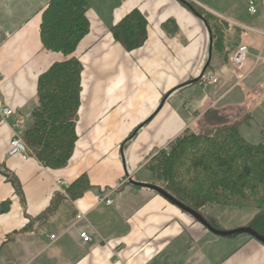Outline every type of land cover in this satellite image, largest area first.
Listing matches in <instances>:
<instances>
[{
	"label": "crops",
	"instance_id": "0c3cea01",
	"mask_svg": "<svg viewBox=\"0 0 264 264\" xmlns=\"http://www.w3.org/2000/svg\"><path fill=\"white\" fill-rule=\"evenodd\" d=\"M48 1L0 0V110H14L22 132L37 103L38 75L64 58L43 49L40 41L41 12ZM191 1L225 20L229 34L248 49L251 35L253 42L264 41V0H251L257 4L255 13L246 0L248 16L233 10L237 0ZM89 5L90 30L74 53L83 70L77 141L66 166L49 169L34 156L9 154L14 117L0 121V164L18 179L22 191L19 197L0 173V201L11 202L0 213V264H264L259 241L219 236L154 190L123 182L127 177L151 182L149 159L184 129L196 126L209 108L215 114L217 109L245 107L241 100L225 99L234 84L224 86L231 76L212 51L204 23L178 0H89ZM134 8L147 19V39L128 52L110 28ZM170 19L178 28L172 34L162 28ZM210 46L214 63L205 72L216 75L217 83L194 81L167 98L176 86L200 78ZM262 52L260 59L264 48ZM138 125L136 137L123 145ZM82 174L91 188L77 199L56 184L72 183ZM98 195L111 203L100 202ZM78 211L86 219L75 221ZM81 231L91 241L84 242Z\"/></svg>",
	"mask_w": 264,
	"mask_h": 264
},
{
	"label": "trees",
	"instance_id": "16d2710c",
	"mask_svg": "<svg viewBox=\"0 0 264 264\" xmlns=\"http://www.w3.org/2000/svg\"><path fill=\"white\" fill-rule=\"evenodd\" d=\"M178 1L204 23L212 36V51L229 64L235 48L242 45L237 39L239 37L235 39L236 36L229 34L230 25L191 0ZM89 6V0H49L41 12L39 37L42 47L61 53L64 58L52 62L38 75L37 103L30 111L31 124L22 132V138L30 155L49 169L66 166L77 141L83 66L74 53L90 30ZM162 28L169 34L178 30L172 19L163 23ZM110 33L116 42L131 52L147 39V19L134 8L111 26ZM212 57L213 53L204 72L212 68ZM194 81L200 82L199 79L186 81L165 95L168 98L171 93L189 87ZM239 125L223 124L200 131L194 126L187 127L169 142L166 149L158 150L149 159L146 167L153 176L149 183L195 211L217 230L236 227L222 225L210 212L211 208L251 207L253 215L242 227L264 236V135L259 143H251L239 133ZM140 129L141 125L135 127L123 145L129 144ZM0 173L22 197L18 179L3 164H0ZM90 188L87 175L82 174L69 183L66 190L71 199H77ZM10 204L9 199L0 201V213L6 212ZM48 212L44 211L42 217L45 218ZM219 236L255 239L247 232ZM259 242L264 245V242Z\"/></svg>",
	"mask_w": 264,
	"mask_h": 264
},
{
	"label": "rangeland",
	"instance_id": "374dc122",
	"mask_svg": "<svg viewBox=\"0 0 264 264\" xmlns=\"http://www.w3.org/2000/svg\"><path fill=\"white\" fill-rule=\"evenodd\" d=\"M256 1L253 0V2ZM244 4H246V0H237L233 10L248 16L250 13L243 9ZM250 38L249 54L246 61L241 65L243 69L240 70L241 66H235L232 63L223 64L222 67L225 68L224 74L228 73L231 76V80L224 86L228 87L234 84L227 92L225 99L232 100V102L241 100L245 107H231L225 110L217 109L215 114L214 108H209L202 117L200 116L198 124L194 126L195 130L200 131L211 126L240 123L239 133L245 139L251 143H259L262 140L264 135V58L260 59V56L263 53L264 41L260 38L258 41L253 42L254 37L252 35ZM258 56L259 59H257ZM212 63H214V58ZM253 65L254 68H252ZM215 72L218 78L222 79V72L220 70H215ZM253 211L251 207H239L236 205L230 207L217 206L210 210L211 213L215 212L221 215L222 219L220 221L226 225L225 227L238 225L240 228L252 217Z\"/></svg>",
	"mask_w": 264,
	"mask_h": 264
},
{
	"label": "built area",
	"instance_id": "2783aa9c",
	"mask_svg": "<svg viewBox=\"0 0 264 264\" xmlns=\"http://www.w3.org/2000/svg\"><path fill=\"white\" fill-rule=\"evenodd\" d=\"M248 10L250 13L256 12V6L251 0L249 1ZM262 33L264 35V32ZM248 54H249L248 46L243 45V44L239 45L238 47L235 48V50L233 51L231 55V63L235 66H241L246 61ZM257 59H259V56L257 57ZM199 80L202 85H206L210 83L214 84V83H217L218 81L216 75L212 73H207V72L202 73L200 75ZM11 116L14 117L13 122L11 123L12 124L11 126L14 129V132L9 141V154L20 155L23 159H26L27 157L30 156V153H29L30 151L22 138L21 130H23V124H22L21 118L15 115L14 110H12L9 107H3L0 110V119L2 121H6ZM127 180H128V177L123 179V182H126ZM56 184L57 186L63 185L64 188H67L69 185L67 181H63V180H57ZM97 199L100 202L104 201L106 204L111 203V200L109 198L100 197L99 195L97 196ZM82 219H86L85 213L78 211L75 214V221H79ZM79 235L84 242H89L92 239L91 235L87 233L86 231H81ZM51 237L54 238V236H51Z\"/></svg>",
	"mask_w": 264,
	"mask_h": 264
},
{
	"label": "water",
	"instance_id": "95a60500",
	"mask_svg": "<svg viewBox=\"0 0 264 264\" xmlns=\"http://www.w3.org/2000/svg\"><path fill=\"white\" fill-rule=\"evenodd\" d=\"M211 39L212 38L210 36V40ZM210 58H211V46L209 47L208 60H207V62L205 64V66H204V69L207 67V65H208V63L210 61ZM130 183L133 184V185L141 186V187H147V188H150V189L158 192L163 197H165L167 200H169L171 203L175 204L180 209H182V210L186 211L187 213H189L190 215H192L201 224H203L204 226H206L207 229H209L211 232H213V233H215L217 235H225V234H230V233H234V232H247L250 235H252L253 237H255V239H257V240H259L261 242H264V236H261V235L257 234L255 231H253V230H251L250 228H247V227L236 228V229H233V230H217V229L213 228L201 216H199V214H197L195 211H193L190 208L186 207L181 202H179L174 197H172L170 194H168L167 192H165L164 190L160 189L159 187H157V186H155L153 184L135 182L133 180H130Z\"/></svg>",
	"mask_w": 264,
	"mask_h": 264
}]
</instances>
